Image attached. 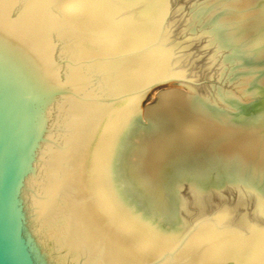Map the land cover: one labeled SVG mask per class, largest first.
Here are the masks:
<instances>
[{
    "label": "water",
    "instance_id": "water-1",
    "mask_svg": "<svg viewBox=\"0 0 264 264\" xmlns=\"http://www.w3.org/2000/svg\"><path fill=\"white\" fill-rule=\"evenodd\" d=\"M190 0H0V264H264L259 202L162 226L121 157L155 85L211 92Z\"/></svg>",
    "mask_w": 264,
    "mask_h": 264
},
{
    "label": "bare ground",
    "instance_id": "bare-ground-1",
    "mask_svg": "<svg viewBox=\"0 0 264 264\" xmlns=\"http://www.w3.org/2000/svg\"><path fill=\"white\" fill-rule=\"evenodd\" d=\"M189 4L190 37L211 39L217 56L216 86L201 94L176 82L182 88L161 91L141 108L121 157L134 205L179 229L188 219L185 184L203 212L226 187L237 192L236 204L264 210V0Z\"/></svg>",
    "mask_w": 264,
    "mask_h": 264
},
{
    "label": "rangeland",
    "instance_id": "rangeland-1",
    "mask_svg": "<svg viewBox=\"0 0 264 264\" xmlns=\"http://www.w3.org/2000/svg\"><path fill=\"white\" fill-rule=\"evenodd\" d=\"M190 5V4H189ZM190 8V6H189ZM215 73L213 74V81H212V87L211 90L214 89L213 86H216L215 84ZM192 85V84H191ZM195 88H197V90L201 93V94H208L210 92L205 91L204 89H202L201 87H199L198 85H192ZM173 88H182L181 86H179L178 84L170 83V84H162L159 86H156L154 88H152V90L148 93V95L145 97L143 103H142V108L145 109L150 105H153L156 100H157V96L161 91L168 90V89H173ZM202 99V98H201ZM182 194L185 197L186 200V204H187V211L186 213H203V204H200L202 201V199H197V197L190 191L188 190L186 184L183 187V189L181 190ZM236 191L233 189H230L229 187H226L223 190V194H222V198L220 197H216L213 196L214 198L210 200V204L205 208L206 211L212 207H215L217 205H220L222 203H236Z\"/></svg>",
    "mask_w": 264,
    "mask_h": 264
}]
</instances>
